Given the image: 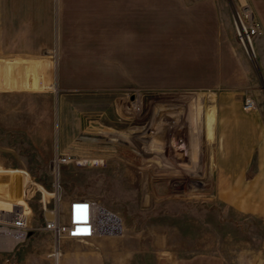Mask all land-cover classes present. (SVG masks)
Returning a JSON list of instances; mask_svg holds the SVG:
<instances>
[{
    "label": "rangeland",
    "instance_id": "obj_1",
    "mask_svg": "<svg viewBox=\"0 0 264 264\" xmlns=\"http://www.w3.org/2000/svg\"><path fill=\"white\" fill-rule=\"evenodd\" d=\"M242 2L0 0V171L34 183L12 196L28 229L0 264H62L44 225L63 152L87 162L61 168L62 207L93 198L119 219L62 239L68 251L100 264H264L259 151L247 165L219 159L225 110L256 115L264 148V21L253 62L235 35Z\"/></svg>",
    "mask_w": 264,
    "mask_h": 264
},
{
    "label": "built area",
    "instance_id": "obj_2",
    "mask_svg": "<svg viewBox=\"0 0 264 264\" xmlns=\"http://www.w3.org/2000/svg\"><path fill=\"white\" fill-rule=\"evenodd\" d=\"M232 18L234 23L235 35L238 43L241 45L247 58L255 62L258 58V52L255 45L256 36L261 32V23L257 19L256 14L248 3L237 4L233 6ZM256 107L254 99L248 97L246 99L245 108L252 110ZM77 156L69 158L68 153H58L53 160L54 183L52 195L54 207L53 216L46 220L44 229L49 230L55 239V247L53 256L57 261L61 256L60 242L64 238L75 240H88L103 234L106 222L103 216L104 211H108L99 200L87 197H75L68 201L67 207L64 209L61 203V184L60 171L63 166H74L86 163ZM15 171L1 170L0 172L10 173L0 180V200H11L9 207L0 208V232L2 231H22L27 234V216L26 208L21 199L26 194V189L31 181L24 184V178H33L23 169H14ZM12 176V177H11ZM18 185L15 192H12V182ZM22 181L21 191L20 184ZM24 184V185H23ZM42 186V185H41ZM43 187V186H42ZM44 188V187H43ZM19 194L21 199L12 200V196ZM110 212V211H109Z\"/></svg>",
    "mask_w": 264,
    "mask_h": 264
},
{
    "label": "crops",
    "instance_id": "obj_3",
    "mask_svg": "<svg viewBox=\"0 0 264 264\" xmlns=\"http://www.w3.org/2000/svg\"><path fill=\"white\" fill-rule=\"evenodd\" d=\"M244 3H248L253 8L256 16L260 21H264V0H241ZM242 2V3H243ZM216 5L215 9L216 10ZM244 119L247 121V124L241 125L242 122L240 119ZM253 118H256V115L246 114L242 112H237L236 114L230 112L228 110L223 111V114L220 115L219 119V132L223 136V140L226 143L224 148H222V152L219 154V159L221 166H229V165H247L249 164V160L254 156L252 150L259 151L258 155V164L263 165L264 162V153L262 146V135H261V125L257 123L258 127L255 132ZM241 123V124H240ZM245 128V131L249 134H253V138L249 139L248 142L244 140L245 143H241V139L238 135L239 130ZM256 134V138L255 137ZM237 135V136H236ZM236 136V137H235ZM254 141V142H253ZM241 143L240 146L238 143ZM235 144H237L235 146ZM237 150L239 153H237ZM9 171L10 169H4ZM7 203L0 200V208L6 207ZM96 238V237H94ZM92 238V239H94ZM55 247V246H54ZM62 264H76L78 262L82 264H100V258L96 255H92L91 253H81L74 254L67 250L64 247L63 242H60ZM60 256V257H61Z\"/></svg>",
    "mask_w": 264,
    "mask_h": 264
},
{
    "label": "bare ground",
    "instance_id": "obj_4",
    "mask_svg": "<svg viewBox=\"0 0 264 264\" xmlns=\"http://www.w3.org/2000/svg\"><path fill=\"white\" fill-rule=\"evenodd\" d=\"M103 216L106 222V226L103 230V233H105L107 231L108 227V222L109 223H118L119 219L113 215L112 213L108 212V211H104L103 212ZM119 225V224H118ZM119 227V226H117ZM116 227V228H117ZM121 227V225H120ZM25 233L22 231H2L0 232V248H4L6 250H10L14 247L15 244H17L20 240H22L24 238Z\"/></svg>",
    "mask_w": 264,
    "mask_h": 264
}]
</instances>
